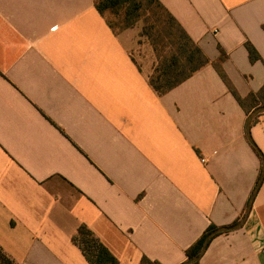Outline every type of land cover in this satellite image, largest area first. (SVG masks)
Wrapping results in <instances>:
<instances>
[{"label":"crops","instance_id":"1","mask_svg":"<svg viewBox=\"0 0 264 264\" xmlns=\"http://www.w3.org/2000/svg\"><path fill=\"white\" fill-rule=\"evenodd\" d=\"M211 64L160 96L143 24L95 0H0V247L17 264H89L85 224L120 264H181L245 215L264 168V0H160ZM247 44L260 59L252 62ZM205 160V162H203ZM199 264H264V180L242 229Z\"/></svg>","mask_w":264,"mask_h":264},{"label":"trees","instance_id":"2","mask_svg":"<svg viewBox=\"0 0 264 264\" xmlns=\"http://www.w3.org/2000/svg\"><path fill=\"white\" fill-rule=\"evenodd\" d=\"M95 7L114 33L133 28L140 22L143 24L142 34L149 41L156 56L149 84L160 96L167 94L211 64L202 49L160 0H95ZM247 49L252 62L260 59L252 45L247 44ZM213 65L242 107L246 108L247 102L253 109L264 106V86L258 93L250 94L248 98L242 99L229 81L221 64ZM247 114L249 115L250 111ZM260 116L254 119L253 124L259 120ZM254 148L261 156L258 148L256 146ZM216 229V226L211 225L205 231L197 243L187 251L188 259L200 253L206 237ZM73 242L81 249L89 264H120L118 258L85 224L78 228ZM0 264L17 263L0 247ZM140 264L161 263L143 257Z\"/></svg>","mask_w":264,"mask_h":264},{"label":"water","instance_id":"3","mask_svg":"<svg viewBox=\"0 0 264 264\" xmlns=\"http://www.w3.org/2000/svg\"><path fill=\"white\" fill-rule=\"evenodd\" d=\"M264 114V106H259L257 108H255L249 115H248V118H247V136L250 140V142L255 146V144L253 143L252 141V138H251V126H252V123L254 121L255 118H257L258 116L260 115H263ZM264 180V168H263V173L257 183V186L256 188L254 189L252 195H251V198L249 200V203H248V206H247V209H246V212H245V215L243 216V218L238 222L236 223L235 225L233 226H230V227H221V228H217L216 230L212 231L205 239L204 241V244H203V247L200 251V253L193 257L192 259H187L186 261H184L183 263L181 264H195L197 262H199L201 260V258L204 256V254L206 253L211 241L213 240V238L218 235V234H223V233H229V232H235V231H238L240 229L243 228V226L245 225L250 213H251V210H252V207H253V203L255 201V198L259 192V189L262 185V182Z\"/></svg>","mask_w":264,"mask_h":264},{"label":"built area","instance_id":"4","mask_svg":"<svg viewBox=\"0 0 264 264\" xmlns=\"http://www.w3.org/2000/svg\"><path fill=\"white\" fill-rule=\"evenodd\" d=\"M203 162H205V160H203Z\"/></svg>","mask_w":264,"mask_h":264}]
</instances>
